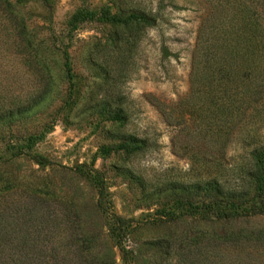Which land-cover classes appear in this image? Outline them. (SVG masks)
<instances>
[{
	"label": "rangeland",
	"instance_id": "1",
	"mask_svg": "<svg viewBox=\"0 0 264 264\" xmlns=\"http://www.w3.org/2000/svg\"><path fill=\"white\" fill-rule=\"evenodd\" d=\"M205 6L204 0H0V202L51 197L55 211L62 202L88 240L91 264L246 261L256 250L251 244L209 247L204 237L264 229V216L186 217L190 197L171 190L208 178L218 162L211 139H194V149L188 142L192 128L200 129L187 111L195 103L191 57ZM79 9L97 17L70 30ZM105 10L119 17L139 10L155 25L113 24L98 15ZM117 109L123 117L114 120ZM128 136L134 142L125 148L103 151ZM28 137L37 139L21 147ZM17 149L25 155L14 156ZM32 155L50 164L37 165ZM210 156L212 164L198 160ZM223 157L227 169L246 162L235 142Z\"/></svg>",
	"mask_w": 264,
	"mask_h": 264
},
{
	"label": "trees",
	"instance_id": "2",
	"mask_svg": "<svg viewBox=\"0 0 264 264\" xmlns=\"http://www.w3.org/2000/svg\"><path fill=\"white\" fill-rule=\"evenodd\" d=\"M205 12L196 33L191 57L190 96L195 101L187 114L197 121L192 128V149L203 138L211 139L216 146L218 162L211 166L208 178L189 184H173V189L186 193L187 201L181 215L199 216L202 219L223 222L247 220L264 216V0H204ZM98 15L113 24H134L152 28L155 20L139 10H132L124 17L102 11ZM97 14L77 10L68 26L92 21ZM63 70L72 86L68 55L63 53ZM122 112L113 111L112 119H121ZM168 121L171 116L162 111ZM202 124H205L202 127ZM205 129V132L203 133ZM207 136V137H205ZM37 138L28 137V143ZM114 148L120 150L134 138L128 136ZM235 142L245 154L246 162L236 170L223 164L224 149ZM25 155L17 149L14 156ZM37 165L50 162L32 155ZM202 162L213 163L214 158L198 157ZM229 170L236 172L234 183ZM210 175V176H209ZM221 177V178H220ZM47 200L30 196L16 202H0V264H91L88 240L79 232L74 212L60 202L55 211ZM3 204V205H2ZM175 216H168L172 219ZM17 220L10 226L6 222ZM61 230L62 236L56 238ZM119 231V230H118ZM121 235L118 234V236ZM207 246L225 248L227 244H251L255 251L246 261L235 264H264V229L255 231H216L207 234ZM189 241L194 245L198 236ZM212 248L210 251H213ZM224 258L219 257V261ZM232 264L234 257L228 258ZM175 264V263H173Z\"/></svg>",
	"mask_w": 264,
	"mask_h": 264
}]
</instances>
